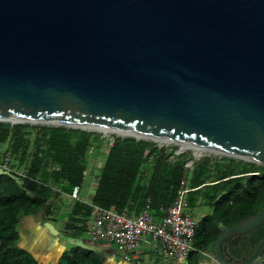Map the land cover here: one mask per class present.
<instances>
[{
    "label": "water",
    "instance_id": "water-1",
    "mask_svg": "<svg viewBox=\"0 0 264 264\" xmlns=\"http://www.w3.org/2000/svg\"><path fill=\"white\" fill-rule=\"evenodd\" d=\"M0 120L117 127L264 165V0H0ZM260 224L264 205L221 226L216 261L264 264V236L228 251Z\"/></svg>",
    "mask_w": 264,
    "mask_h": 264
},
{
    "label": "trees",
    "instance_id": "trees-1",
    "mask_svg": "<svg viewBox=\"0 0 264 264\" xmlns=\"http://www.w3.org/2000/svg\"><path fill=\"white\" fill-rule=\"evenodd\" d=\"M111 140V143L108 141ZM9 154L12 164L27 175L0 173V264H43L19 245L16 228L23 216L51 213L49 200L57 192L80 188L88 165V156L103 143L104 158L96 167V187L89 203L74 199L63 225L64 236L80 238L86 232L92 204L113 206L129 215L147 203L152 216H163L180 189H185L186 206L198 203L211 211L197 219L192 246L185 264H195L193 254L211 250L221 226H232L264 205V165L222 155L193 156L190 150H178L177 144H160L148 138L111 133L63 124L0 120V148ZM1 155V154H0ZM264 236V224L243 233L228 246L236 258L248 255ZM54 264H107L99 250L70 244Z\"/></svg>",
    "mask_w": 264,
    "mask_h": 264
},
{
    "label": "built area",
    "instance_id": "built-area-1",
    "mask_svg": "<svg viewBox=\"0 0 264 264\" xmlns=\"http://www.w3.org/2000/svg\"><path fill=\"white\" fill-rule=\"evenodd\" d=\"M0 168L27 177L23 170L12 164L9 154L0 155ZM51 188L58 195L72 200L79 199L78 186H74L69 193L59 187ZM184 192L185 189L178 190L173 202L158 219L152 216L147 203L133 215L113 206L102 207L90 203L92 210L85 221L86 233L93 241L104 240L112 244L126 259L135 256L136 247L141 241L152 240L157 242L159 251L166 256L185 260L189 251L194 248L191 242L197 220L186 209Z\"/></svg>",
    "mask_w": 264,
    "mask_h": 264
},
{
    "label": "crops",
    "instance_id": "crops-1",
    "mask_svg": "<svg viewBox=\"0 0 264 264\" xmlns=\"http://www.w3.org/2000/svg\"><path fill=\"white\" fill-rule=\"evenodd\" d=\"M86 181L89 190L81 195L82 188ZM86 181L83 180L82 186L78 191V197L84 202L89 203L96 187V180L95 182L94 180ZM62 197L63 201L67 200L70 203V210L73 204V200L69 199L68 197L65 198L66 196L64 195ZM69 210L67 211V213L69 212ZM57 214L50 215L48 218L44 219L43 212L39 211L32 215L23 216L19 221L23 233L22 238L20 237L19 245L30 251L43 264H49L51 260H55L56 262V259L60 252L63 249L68 248L71 244L64 236L65 232L63 227L59 228L53 223L54 220L57 219ZM66 214H62V216H65V218L63 217L64 222L66 220ZM45 220L51 222L53 227L57 230V234L59 235L52 234L48 231V229L43 225V222ZM64 222L61 224V226L64 225ZM80 238L84 240V238ZM85 242L100 245L102 249L99 251L101 252L103 261L107 264H185V260L173 259L160 252L157 242L152 240L141 241L136 247L135 256L131 259H126L122 252L117 250L116 247L112 244L93 242L90 238ZM192 259L196 260L195 264H219L211 253V250L201 251L198 254H193Z\"/></svg>",
    "mask_w": 264,
    "mask_h": 264
},
{
    "label": "rangeland",
    "instance_id": "rangeland-1",
    "mask_svg": "<svg viewBox=\"0 0 264 264\" xmlns=\"http://www.w3.org/2000/svg\"><path fill=\"white\" fill-rule=\"evenodd\" d=\"M111 133H114V132L111 131V132H108V133H104V135H109ZM158 143H160V144L162 143V144H166V145L177 144L178 147L180 146L178 143H175V142H160V141H158ZM6 148H7V144L5 143L0 148V154H2V152ZM106 148H107V144L103 143L102 145L98 146L96 149L91 151V153L88 156V165H87V169L85 171L83 180H85V181L86 180H94V182H95V180H96V178H95L96 167L101 164V162H102V160L104 158L105 152H106ZM187 149L191 151V154L193 156L192 159H188V161H187L188 165L191 164L193 159H198V158H201V157L206 156V155H208V156H216V157L224 155L222 153H217V152L208 151V150H200V151L196 150L195 151V149L190 148V147H185L182 150H187ZM87 190H89V188L87 187V181H86V183H84V186L82 188L81 195H83V193L86 192ZM65 198H67V196ZM48 202H49L50 206H52L51 213L53 215H55V214L60 212L59 214L56 215L57 219L54 220L53 223L55 224V226H57L59 228H62L63 226H61V224L64 222L63 219L65 218V216H62V214L65 215L67 213V211L69 210V207H70V203L67 200L63 201V197L58 195V194L54 195L53 199H50ZM186 209L188 211H190V213L196 218V220L199 219L203 215V213L207 214V213H209L211 211L210 206H208L206 204H202V203H198V204H196V205H194L192 207H187L186 206ZM16 228H17L18 233H19V242H20V237L22 238L23 233H22V228H21L19 223L17 224ZM40 229H41V227H40ZM56 235H59V234L56 233ZM82 238H84V240L86 241L90 237L85 232L83 234ZM93 242H102L103 244H109V243H107L104 240H96V241H93ZM52 261L53 260H51L49 262V264H54L55 263V260L53 262Z\"/></svg>",
    "mask_w": 264,
    "mask_h": 264
},
{
    "label": "bare ground",
    "instance_id": "bare-ground-1",
    "mask_svg": "<svg viewBox=\"0 0 264 264\" xmlns=\"http://www.w3.org/2000/svg\"><path fill=\"white\" fill-rule=\"evenodd\" d=\"M9 118L13 121H17V120L21 119L19 117H9ZM66 122L71 123V124H79V125H82L86 128H95V129L101 130L105 133L112 131V132L122 133V134L128 133V134H133L136 136H143V137L147 136V137H153L155 140L160 141V142H174V141H176L181 147H183V148L190 147V148L195 149V151L196 150L197 151L198 150L199 151L200 150H208V151H214L217 153H223L224 152L222 149H219V148H213V147H210L207 145H203V144H199V143L187 141V140H180V139L175 140V139L165 137V136H161V135H147L143 132L137 133V132L127 130V129H121V128H117V127H109V126L98 125V124L75 123V122H70V121H66Z\"/></svg>",
    "mask_w": 264,
    "mask_h": 264
}]
</instances>
